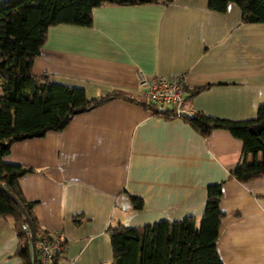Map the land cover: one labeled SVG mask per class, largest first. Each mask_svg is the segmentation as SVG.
<instances>
[{"label":"crops","instance_id":"1","mask_svg":"<svg viewBox=\"0 0 264 264\" xmlns=\"http://www.w3.org/2000/svg\"><path fill=\"white\" fill-rule=\"evenodd\" d=\"M241 15L234 1L223 11L208 0L106 2L93 8L91 25H50L33 69L83 85L89 96L112 88L145 95L140 73L181 75L190 87L210 83L186 99L190 111L251 118L264 100V21ZM242 149L227 128L204 135L180 115L112 98L75 113L62 129L14 141L4 159L35 168L19 182L40 223L67 239L59 264H112L108 225L117 220L136 225L194 214L199 221L215 181H223L222 259L264 264V174L229 176ZM121 193L141 196L142 207L130 196L133 207L124 209ZM17 244L11 219L0 216V264H24Z\"/></svg>","mask_w":264,"mask_h":264},{"label":"trees","instance_id":"2","mask_svg":"<svg viewBox=\"0 0 264 264\" xmlns=\"http://www.w3.org/2000/svg\"><path fill=\"white\" fill-rule=\"evenodd\" d=\"M172 0H0V216L10 218L18 236L14 251L24 264H33L32 229L22 208L6 189L25 206L35 232L37 263L45 239L52 236L35 212V200L22 191L19 178L35 168L27 163L6 161L14 141L42 136L48 130L62 129L77 112L104 103L112 98H124L150 108L166 118L177 116L174 107L148 99L122 88H112L103 94L89 96L79 84L53 79L47 72L37 73L34 60L47 39L50 25L68 22L80 25L93 23V8L106 2L133 4L142 2L170 3ZM239 4L242 21H264V0H208V6L226 10L228 2ZM210 83L184 89L191 98ZM202 134L216 127L229 129L243 142L237 164L229 176L246 181L264 174V100L257 114L246 119H233L208 114L200 109L180 114ZM223 181L207 185L203 213L198 221L194 214L181 218H162L153 222L127 225L121 220L108 225L113 250L112 264H225L217 239L222 217ZM135 208H141V196L130 195ZM77 221V218H75ZM24 224L27 227H24ZM65 247L52 249L49 264H59L66 256Z\"/></svg>","mask_w":264,"mask_h":264},{"label":"built area","instance_id":"3","mask_svg":"<svg viewBox=\"0 0 264 264\" xmlns=\"http://www.w3.org/2000/svg\"><path fill=\"white\" fill-rule=\"evenodd\" d=\"M139 83L145 90V95L149 100L160 104H169L174 107V111L180 115L182 112L190 111L186 107V93L184 89V79L181 75H153L146 76L140 73ZM24 227H27L24 224ZM52 236L43 242L40 254L41 264H49L52 249H62L65 247V236L59 231H51Z\"/></svg>","mask_w":264,"mask_h":264},{"label":"water","instance_id":"4","mask_svg":"<svg viewBox=\"0 0 264 264\" xmlns=\"http://www.w3.org/2000/svg\"><path fill=\"white\" fill-rule=\"evenodd\" d=\"M7 192L12 196V198L14 199V201L22 208V210L24 211L26 218L28 220V223L32 229V253H33V264H38L37 263V249H36V242H35V232L33 230V225H32V221L30 219V216L28 214V212L25 209V206L22 204V202L16 197L15 194H13L10 190L6 189ZM117 203L119 205H121L124 209H131L133 207V203L131 201L130 196L127 193H121L118 197H117Z\"/></svg>","mask_w":264,"mask_h":264}]
</instances>
